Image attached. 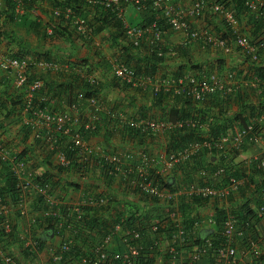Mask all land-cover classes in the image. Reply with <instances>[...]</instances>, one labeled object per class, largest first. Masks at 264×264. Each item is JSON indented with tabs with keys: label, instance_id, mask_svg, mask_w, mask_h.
I'll list each match as a JSON object with an SVG mask.
<instances>
[{
	"label": "built area",
	"instance_id": "obj_1",
	"mask_svg": "<svg viewBox=\"0 0 264 264\" xmlns=\"http://www.w3.org/2000/svg\"><path fill=\"white\" fill-rule=\"evenodd\" d=\"M12 1L15 3V15L19 18L32 15L39 17V10L36 8L42 7L50 10L54 18L62 20L80 35L88 38L92 36L93 27L89 20L77 14L70 0H58L64 3L61 6H56L53 0ZM80 1L88 5L99 3L123 20L127 36V41H123L124 45L129 44L134 48H140L139 50L142 47L147 48L148 52H157L158 56L168 57L177 55L176 47L178 46L189 47L200 44L206 48L219 49L225 55L232 54L236 47L247 65L242 69L244 73L241 79L233 70L222 74L220 72L206 73V69L201 74L186 71L180 76L178 74L138 76L135 69L120 57L110 59L108 67L113 78L123 85H129L131 90L140 89L155 98L162 93L178 96L187 94L196 102L205 101L217 93L228 99L231 95L235 96V92L241 88L249 90V87H260V84L263 88L260 87L258 93L264 94V80L258 77L252 78V76L250 80L246 78L250 65H260L264 59V28H262L261 37L257 41L252 40L247 30L249 23L254 25V22L250 21L252 19L246 18L245 22L242 21L227 4L218 0H197L191 6L185 7L177 5L173 0ZM246 5L250 9V14L255 16L253 19L263 21L264 26V0H247ZM128 7L139 13L149 12L150 16L153 11L159 12L160 18L170 27L169 30L182 34L181 42L178 45H167L165 42L167 34L164 35L163 26L158 22L131 24L127 20ZM206 11H211L218 17L216 19L223 27L220 34L213 28L206 27L205 23L200 27L191 23L190 18L202 17ZM213 25L215 24H211ZM47 31L49 34L53 33L52 29ZM36 69L53 72H59L61 69L74 71L81 82L85 81L91 85H99L100 82L88 71L87 65L75 66L71 63L60 65L36 57L14 58L3 53L0 47V71L13 78L12 85L15 89H26L22 122L31 128L34 138L47 142V149L53 154L55 165L58 168L73 169L78 164L83 172L81 181H87L95 172H99L111 179L113 187L138 192L139 196L148 197L150 201L156 199L166 206L163 216L142 222L137 220L132 224H124V219L111 222V227H107L108 232L103 237L97 233L94 234L96 241L78 262L73 260L72 251L79 244V240L76 239L78 235L76 229L79 225L56 224L57 229L52 232V236L58 238V246L51 245L40 249L39 242L31 234L33 221L30 216V202L39 195L43 196L49 205V210H45L46 215L59 216L63 204L60 196L61 187L53 185L49 178H39L33 169L32 162L20 156L22 149L7 145L0 134V162L5 163L16 178L21 196L19 208L23 209L27 215L24 219L27 220L26 225L23 226L26 234L22 236V241L25 247L31 248L36 258L44 251H48L49 259L42 264H141L143 260L149 258H153L155 264H203V262L205 264L207 261L208 264H264V244L262 245L261 238L258 239L256 235L246 237L238 227L237 217L229 212L221 233L223 240L216 243L213 238L206 237L202 244H196L198 227L210 229L216 225V208L212 206L215 203H218L220 207L225 206L229 197L232 194H238L245 184L244 180L232 177L225 186L209 185L208 179L220 181L226 177L230 165V151L239 153L247 146L263 145L264 111L252 117L246 125L230 129L225 135L219 137L207 135L204 140L193 141L177 152L169 153L164 147L157 155L142 150L135 156L132 152L111 151L103 144H94L91 142L92 136L88 138L86 135L94 134L98 127L101 128L105 124L104 131L125 133L129 129L136 132L141 139L158 138L166 136L168 132L175 129L197 127L200 125L199 119L193 116L176 121L165 118H137L126 110L107 105L100 97L85 96L82 93L73 97L64 112L59 113L49 108L33 109L32 102L44 86L42 78L32 77ZM259 99L257 98L256 101L259 102ZM65 137H68L70 141L65 147H61L60 139ZM207 148L226 152L227 162L210 174L200 170L195 179L191 178L192 180H186L183 173L179 171L174 189L160 181V178L173 176V170L180 165L192 162ZM254 161L258 162L259 169H264V155L250 158L246 160V163L250 166ZM82 184L85 185V183ZM70 190L77 191L74 188ZM106 191L108 193L86 192L82 199L67 203L74 206L72 212H77L80 218L83 215V210L80 209L83 207L94 210L111 203V199L114 198L113 193ZM194 197H201L211 202L212 206H209L212 207L210 210L212 216L209 220L211 227H204L205 219L202 223L196 224L194 229L184 223L183 213L179 207L180 202L182 199L190 200ZM259 199L258 212L264 221V187L260 190ZM169 207L173 208L172 211ZM0 215L4 218H9L11 215V210L1 195ZM9 221L4 224L6 231H11ZM79 224L83 227L86 221ZM238 239L244 240L245 244L240 245L244 246L243 248L237 245ZM250 256L255 258L253 262L249 260ZM0 264H17L15 257L1 246Z\"/></svg>",
	"mask_w": 264,
	"mask_h": 264
},
{
	"label": "trees",
	"instance_id": "obj_2",
	"mask_svg": "<svg viewBox=\"0 0 264 264\" xmlns=\"http://www.w3.org/2000/svg\"><path fill=\"white\" fill-rule=\"evenodd\" d=\"M98 1L101 2L103 0ZM219 1L227 4V6L230 7L242 21L245 22L246 18L252 19L250 21L254 22L255 28L251 39L257 41L259 39L258 30L264 28L263 21L253 19L255 16L250 14V9L246 5L247 0ZM53 2H55L56 6L64 4L62 1L60 2L58 0H53ZM70 3L75 11H77L78 15L89 20L90 25L93 27V33L90 38L80 35L62 20L54 18L52 12L48 9L42 7L36 8L39 10V17L32 15L19 18L15 15V3L12 0H0V45L8 47L14 44L22 46L29 43L31 45L33 40L39 43L41 40L43 42L41 44L44 45V43L46 44L47 42H50V40H64L75 48H79L78 43L93 42V37L108 31L113 45L123 47L118 57L129 66H132L138 76L156 75L163 64L170 60L176 61L180 59H182L183 66H181L180 71L176 73L179 76L186 72V68H190V71H188L189 73L195 74H201L205 69L207 70L206 73H227L226 69L228 66L225 59L213 60L211 63L203 62L201 64H196L194 57L188 54V46L176 47L177 55L168 57L166 55L158 56L157 52H148L147 48L144 49L142 47L141 50H139L140 48H134L131 45L129 46V44L127 46L124 44L121 45L120 42L122 40L125 42L127 41L125 23L122 19L117 18L116 14H113L110 10L104 8L103 5L99 3L88 5L80 0H70ZM151 14L150 17L143 20L140 24H152L158 22L163 26L164 35L168 34L170 27L165 24L162 18H160V13L153 11ZM48 29H52L53 33L49 34L47 31ZM22 31L25 35L21 36V38L20 33ZM220 32H222V30ZM31 35L36 38L32 39ZM8 55L14 58L36 57L43 59L44 57L35 52L24 53V51H11ZM44 55L46 56L47 54ZM84 60L73 62V64L75 66H85L87 65V61ZM105 62L107 63V61ZM71 72L73 73L72 76H69V79L71 80L66 81L62 79L63 84L60 86V91H58L59 95L62 94L65 96L64 98H66V94L68 96L71 94L70 99L72 100L73 97L77 96L79 93H84L85 96L94 95L101 97L105 88L121 91L130 90L129 85H123L115 78L107 80L110 84L108 85L109 87H103V85L101 87V85H91L85 81L81 82L77 73L74 71ZM243 73L244 72H242L240 76H243ZM251 76L252 78L258 77L264 80V59H262L260 65H250L248 76L246 75V78L250 80ZM32 77H35V75ZM12 81V77H10L9 83L0 81V134H9L20 143V147L23 148L20 156L33 163V169L35 170L36 175L38 174L39 178H49L53 185L58 186L62 181V174H64L68 178L66 181H62L63 185L66 186V188L70 187L79 191V189L84 186L81 182H77L83 177L81 176L83 175L82 167L77 164L73 169L58 168L52 162L54 157L47 149V142L34 138L31 128L24 125L22 122L26 89H15L12 85ZM260 87L263 88V85L260 84ZM260 87L255 86L249 87V90L244 88L237 90L235 93L237 111L235 112L230 111L228 99L219 93L201 102H196L187 94L178 96L169 93H162L160 96L154 98L151 107L161 108L164 111L165 116H167L166 119L169 121L190 118L192 116L200 121V125L197 127L179 128L168 132L165 136V148L167 152H177L184 149L193 141L204 140L207 135L219 137L227 134L230 129H233L236 126L240 127L241 125H246L250 120V117H254L264 111V100H262L264 94L258 93ZM41 89L42 90L38 91L32 102L33 109L49 108L55 111L54 108L51 107L53 106L52 101L56 98L54 84L46 83L44 81V86ZM136 91L143 92L140 89ZM257 98H260L259 102L256 101ZM139 110L141 111L142 118H146V112L147 110H150V108L141 106ZM104 126L105 124H103L101 128L98 127V130L94 134H87L86 137L90 138V136H92V139L101 137L106 143L109 142V144H111L114 135H121L124 133L104 131ZM14 130L15 132H13ZM122 136H127L132 140L139 139L137 133L129 129L126 130ZM105 137H107V139ZM69 141L70 139L68 137L61 138L59 145L65 147ZM233 152L235 153V151ZM225 154L226 152L207 148L201 155L195 157L192 162H188L186 165H180L179 168L173 170V176L170 178H160V181L164 185L174 189V186L177 185L175 180L178 179L176 175L179 171L183 173L186 180H190L191 178L195 179L200 170H205L210 174L227 162L226 158L228 157H225ZM230 154H232L231 151ZM257 163V161H254L250 166H248L247 163L229 165L226 177L215 184L217 186H225L232 177L237 180L245 181V184L240 188L239 193L237 195L232 194L229 197L228 210L229 213L237 217L239 221L238 227L246 237L252 235L258 237L259 233L256 231L257 225L262 223V218L259 216L258 212V205L260 200V190L264 187V169H259ZM43 169H45V173H42ZM71 174H74L76 177L71 178ZM152 175H154V171H152ZM105 179L106 184L109 186L108 190L113 193L114 198L111 199V203L108 206L94 210L83 207L80 209L83 210V215H81L80 218L77 212H72L74 206L65 203L64 200H62L63 204L61 205L59 216H47L45 210H49V205L45 198L40 195L33 198V201L30 202L29 206L30 216L33 221L31 234L39 242L40 249H45L46 243L52 236V232L57 229L56 224L63 223L65 226H69L70 224L79 225L76 229L78 231L76 239L79 240V244L72 251V256L74 257L73 260H77L78 262L83 254L88 252L93 246L92 243L96 241L94 234L97 233L99 236L103 237L108 232L107 227H111V222H118L121 219H124V224H132L137 220L141 222L148 220L150 212H153V210H159L163 213L165 212L166 206L164 204L161 205L158 200L152 199L150 201L148 197L139 196L138 192L113 187L111 179L107 175L104 176V180ZM0 183V195L11 210L9 218H4L0 215V246L15 257L17 264H24L25 261L35 258L36 255L32 252L31 248L25 247L24 241H22V236L26 234L23 229V222L24 219L27 218V215L23 209L19 208L21 196L20 190L17 188L16 178L10 172L8 166L2 162H0ZM207 184L214 185L211 179H208ZM238 196H241L242 203L234 204L236 197ZM249 196L253 197L252 200L256 203V206L253 209L250 207L252 200H248ZM150 204H153V206H150ZM211 205L212 204L209 200L201 197H194L190 200L182 199L179 207L183 213L184 223L189 228L194 229L196 224L202 223L203 217L201 216V211ZM150 207H154V209L152 210ZM169 208L172 211L173 208ZM215 208L216 225L214 228L210 229H202L198 227L196 230V244H202L203 239L206 237L213 238L216 243L223 240L221 233L224 222L227 218L228 210L226 209V206L220 207L218 203H215ZM156 213L157 212H155V214ZM159 216L160 215L157 214L155 217ZM7 221L11 224V231H6L5 229L4 224ZM82 221H86V225L83 227L79 224ZM253 221L255 222L254 224ZM238 244L239 247L243 248L244 246L240 245L245 244L244 240L238 239L237 245ZM254 259L255 258L252 256L249 257L251 262H253ZM141 264H155V262L153 258H149L143 260Z\"/></svg>",
	"mask_w": 264,
	"mask_h": 264
},
{
	"label": "crops",
	"instance_id": "obj_3",
	"mask_svg": "<svg viewBox=\"0 0 264 264\" xmlns=\"http://www.w3.org/2000/svg\"><path fill=\"white\" fill-rule=\"evenodd\" d=\"M175 3H177V5H181V6H191L194 1L197 0H173ZM207 1H217V0H207ZM219 1V0H218ZM211 13V11H206L202 17L198 16V17H192L190 18L191 23L196 26V27H200L201 24H203L202 20L205 18H208L211 23L210 24H215L212 27L215 28L216 31L218 30H222L223 31V27L222 25H220L217 21L215 15ZM148 17H150L149 12L148 13H139L137 11H135L133 8L128 7L127 8V20L131 23V24H139L141 23L143 20L147 19ZM213 17V18H212ZM200 18V19H199ZM201 18H203L201 20ZM255 26V24H254ZM253 25H250L248 27V34L252 37L253 36V30L254 27ZM14 28V27H13ZM17 30V29H14ZM259 31V35L258 38L261 37L263 31L262 28ZM23 33V31L21 32ZM173 32H169L166 37H165V42L167 45L172 46V45H178L181 40H182V34L180 35L179 33H173L174 34V38L171 37L170 35ZM25 35V34H24ZM21 37V36H20ZM22 38V37H21ZM31 38L35 39L36 37H34L33 35H31ZM121 41V40H120ZM61 42V44L59 43ZM39 43V42H38ZM43 43L40 40V44ZM121 45L124 44L123 40L120 42ZM57 44H60V46H57ZM43 45V44H41ZM44 47L39 46L40 48H37L33 45H30L29 43H26V45H22L20 46L19 44H14L11 46H1V50L3 53L5 54H10L11 51L12 52H20V51H24V53H37V54H41V56H44V60H48V61H53L56 63H59L60 65H64L67 63H71L73 64V62H77V61H87V66L92 65V68L95 69V71L97 72L98 75H101V77H104V87H109L108 85H110L107 80H112L113 76L112 74L109 73V69H107V65L109 64V60L113 59V55H115V52L122 50L123 47H117L115 45H113V43L111 42V38H110V34L108 33V31L103 32L101 34H99L98 36L93 37V42H81L78 43V47L79 48H75L74 46L70 45L69 43H67L64 40H50V42H47L46 44L44 43ZM63 46V47H61ZM127 46V45H126ZM189 48V55H192L194 57V60L196 62V64H201L203 62H208L211 63V61L213 60H218V59H225L228 61V64H231L232 66L234 65H238L241 64L243 66H241V69H243L244 67H246V63H244V60L242 59V57H240L238 50L236 49V47L234 48L232 54L230 55H225V53H223L222 51H220L219 49H212V48H206L200 44H195V45H191L188 47ZM117 49V50H116ZM115 50V51H114ZM111 53V54H110ZM44 54H47L46 56ZM48 56V57H47ZM107 57L108 60L107 63L105 62L104 58L102 57ZM117 57V56H115ZM230 59V61H229ZM182 59L180 60H176V61H168L167 63L163 64L160 67V70L158 72V74H170L172 72H179L180 71V67L183 66L182 64ZM89 62V63H88ZM185 71H190V68H186ZM34 75L37 77L42 78L46 83H52L54 84V88L56 89L55 96L56 98L52 101L53 103V107L54 110L56 112H64L65 109H67V105L68 103H70L71 99L70 96L71 94L68 96L66 94V98H64L65 96H63L62 94L59 95L58 91H60V86L63 84V80L66 81H70L71 79H69V76H72L73 73L70 71H66L61 69L59 72H53V71H47L44 69H36L34 72ZM65 75V76H62ZM3 78V79H2ZM107 78V79H106ZM63 79V80H62ZM10 77L5 73L0 71V81L9 83ZM65 82V81H64ZM106 89V88H105ZM110 90V88H107V90H105V93H107ZM63 97V98H62ZM67 103V104H66ZM1 117V116H0ZM104 130V129H103ZM103 134V133H102ZM116 136H120V135H116ZM115 137V135H114ZM107 139V137H105ZM119 138V137H118ZM92 143L96 144L97 142H102L101 144H103V142H105L104 140H102L101 137L96 138V139H92L91 140ZM106 143V142H105ZM109 144V142H107ZM106 143V144H107ZM114 143V138L111 141V144L113 146ZM263 147H264V143H262ZM155 146V145H154ZM150 148H152V145L150 144L149 146ZM48 148V147H47ZM117 148V147H116ZM245 150L247 151V154H245V157L242 159L247 158L246 160L253 158L250 156H254V157H260L262 155H264V148L258 147V146H247L245 148ZM241 152V151H240ZM240 152H233L232 156L230 154L229 157V164L230 165H236L238 162H240L241 160H238V155L240 156ZM238 153V155L236 154ZM54 157V156H53ZM250 157V158H248ZM234 159V160H233ZM233 160V161H232ZM55 164V158L52 161ZM208 162V161H207ZM246 163V162H244ZM42 173H45V169H43ZM71 177H76L74 174L70 175ZM104 176L102 173L99 172H95L94 175H92L88 181H81L78 180L77 182H81V183H85V185L83 186L84 189H79V191H70L67 192L68 188H66V186L63 185V180L66 181V179L68 178L66 175L62 174V183L60 182V187H61V191H60V196L62 198V200L65 201V203L67 202H76L80 199H82L84 193L86 192H92V191H96V192H105L108 193L106 190L109 189V186L106 184V179L104 180ZM213 181V178H210ZM69 180V179H68ZM220 181H213L214 184H217ZM253 197L249 196L248 200H252ZM242 203V198L241 196L236 197V200L234 202V204ZM163 205V204H161ZM150 206H153V204H150ZM212 206V205H211ZM256 206V203L252 200V203L250 204V207L253 209ZM215 209V204L212 206ZM212 207L210 208V210L212 209ZM228 202L226 204V209L228 208ZM152 210L154 209V207H150ZM164 208V206H163ZM207 208H204L201 212L204 214ZM23 222V226L26 225V221ZM255 222L253 221V224ZM262 223L264 224V221L262 220ZM261 225V223H260ZM259 224L257 225V232H260V226ZM207 226V225H206ZM204 226V227H206ZM207 227H210L209 225ZM203 229H207V228H203ZM58 238L57 237H53L51 236L49 241L47 242L46 246H51V245H58ZM32 258L30 261H25L24 264H35L32 263ZM209 262L207 261L205 264H208ZM204 264V262H203Z\"/></svg>",
	"mask_w": 264,
	"mask_h": 264
},
{
	"label": "rangeland",
	"instance_id": "obj_4",
	"mask_svg": "<svg viewBox=\"0 0 264 264\" xmlns=\"http://www.w3.org/2000/svg\"><path fill=\"white\" fill-rule=\"evenodd\" d=\"M203 23H205V26L206 27H210V28H213L214 31L215 28L211 26V21L208 19V18H205L203 19L202 21ZM251 24L249 23L248 24V27L250 26ZM170 32H172L170 30ZM217 32V31H216ZM220 31L218 30V33ZM173 34V33H172ZM220 34V33H219ZM20 36H24L23 33H20ZM171 37L174 38V34L173 35H170ZM33 39V38H32ZM61 44V42H59ZM60 44H57V46H60ZM33 46L37 47V48H40L39 46L41 47H44L45 45H41L40 43L36 42L35 40L32 41V44ZM63 47V46H61ZM117 50V49H116ZM115 51V50H114ZM121 50L115 52V55H113L112 58H114L115 56H119ZM111 54V53H110ZM104 58V60H108L107 57H102ZM217 60V59H216ZM230 61V59H229ZM227 66H229V68L227 67V71L229 70H233L234 72L237 73V77L239 79L243 78V76H240L241 75V72H244L242 69H241V64H238V65H231V64H228L227 63ZM91 69V70H90ZM107 69H109L108 65H107ZM88 71L91 72L92 74H94L97 78H98V81L100 82V85L102 87V85L105 83L104 82V77H101V75H98L97 74V70L95 71L94 68L90 66H88ZM109 73H110V70H108ZM177 72H172L170 74H162V75H171V74H176ZM112 74V73H110ZM107 79V78H106ZM104 87V86H103ZM130 90L128 91H121V90H112L110 89L107 93H105V90L103 91L102 95H101V98L103 99V101H105V103L109 106H112V107H117L119 109H122V110H126L130 113H132L135 117L137 118H142V114H141V111L139 110V108L141 106H145L146 108H150V110H147L146 112V118H142V119H148V118H154V119H158V118H165L167 116H165V113L164 111L161 109V108H153L151 107V104L152 102L154 101V98L150 93L148 92H139V91H136V90H131V88H129ZM234 97L233 95H231V98L228 99V102H229V108H233L234 106ZM132 99V101H131ZM17 128V127H16ZM15 132V130L13 131ZM1 138H3V141L7 144V145H11V146H14V147H18L20 148L21 145H19L20 143H18L15 138L9 134H1ZM119 137V138H118ZM114 138V143H113V146L112 145H109V144H106L105 142H103V145H105L106 149H109L111 151H123V152H129V153H135V156H137V154L139 152H141L142 150H145L146 152L152 154V155H157L159 154L163 148L165 147V142H166V138L165 136L164 137H158V138H151V137H145L144 139H141L139 138L138 140H132L131 138L125 136H116L115 137L113 136ZM102 142H97L96 144L98 145H102L101 144ZM150 144L152 145V148H150ZM155 145V146H154ZM117 147V148H116ZM261 148H264L263 146H258ZM245 154H247V151L244 150L240 152V156L238 155V160H241L240 162H238V164H241V163H244L246 162V159H242L245 157ZM250 157H254V156H250ZM248 157V158H250ZM72 190H70V187L68 188L67 192H70ZM78 191V190H77ZM210 207H207V209L205 210L206 212L203 214H201L202 217H204L205 219V223L203 224L204 226H208L209 225V220L211 218V211L209 209ZM157 212L155 214V212ZM159 214L161 216H163V212L162 211H159V210H153V212H150V215H149V219L151 218H155V216ZM211 223V222H210ZM211 227V225H209ZM260 227V232H258V239L261 238V240L263 241L262 242V245L264 244V224L261 223V225L259 226ZM58 246V245H57ZM49 259V255H48V251H44L41 256L39 255L37 258H32V263H35V264H42L43 262H47ZM31 259H29L30 261Z\"/></svg>",
	"mask_w": 264,
	"mask_h": 264
},
{
	"label": "clouds",
	"instance_id": "obj_5",
	"mask_svg": "<svg viewBox=\"0 0 264 264\" xmlns=\"http://www.w3.org/2000/svg\"><path fill=\"white\" fill-rule=\"evenodd\" d=\"M213 16H214V15H213ZM215 24H216V23H215ZM252 24H253V22H252ZM253 26H254V25H253ZM250 37H251V36H250ZM226 62L228 63L227 60H226ZM228 68H229V66H228ZM90 70H91V69H90ZM99 85H100V83H99ZM245 89H246V88H245ZM235 93H236V92H235ZM82 94H84V93H82ZM100 98H101V97H100ZM228 99H229V98H228ZM234 99H235V100H234V103H235V102H236V97H234ZM230 111H231V112H235V111H237V106H236V104H234L233 108H231ZM251 118H252V117H250V120H251ZM250 120H249V121H250ZM249 121H248V122H249ZM20 148L23 150L22 147H20ZM243 150H244V149H243ZM243 150H242V151H243ZM32 164H33V163H32ZM236 195H237V194H236ZM227 202H228V201H227ZM225 206H226V205H225ZM227 210H228V209H227ZM228 212H229V210H228ZM203 219H204V217H203Z\"/></svg>",
	"mask_w": 264,
	"mask_h": 264
}]
</instances>
